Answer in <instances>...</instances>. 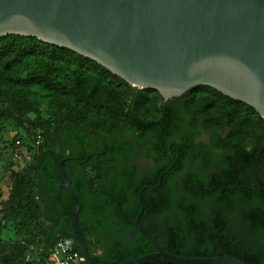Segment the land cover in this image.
Returning a JSON list of instances; mask_svg holds the SVG:
<instances>
[{"label":"trees","instance_id":"1","mask_svg":"<svg viewBox=\"0 0 264 264\" xmlns=\"http://www.w3.org/2000/svg\"><path fill=\"white\" fill-rule=\"evenodd\" d=\"M31 53L80 65L91 62L96 70L123 81L96 61L68 48L34 36H0V61L12 57L19 62ZM26 81L38 83L46 79L28 74ZM56 86L74 93L85 104L103 108L110 115L112 129L106 133L84 129L73 114L67 113L53 130L57 149L39 144L33 162L16 175L15 184H21L22 191L12 195L9 202L19 211L18 198L24 192L25 196L37 198L40 222L45 225L50 247L61 234L72 238L69 212L74 210L75 200L61 186L62 162L79 200V227L86 237L91 225L105 244L104 254L92 256L93 260L122 264L134 255L155 251L145 238L126 235L142 203L139 225L164 250L187 257L229 255L246 264H264V119L253 107L207 85H197L164 102L159 95V101L154 103L157 117L146 119L138 108L145 105L142 94L152 88H131L129 102L122 106L113 99L81 93L75 86ZM197 87L219 94L221 102L217 104L209 96H190L189 92ZM238 106L251 110L261 125L259 131L251 133L249 142L232 140L217 132L207 142L200 140L202 132L196 120L206 123L205 114L213 110L220 124L231 126ZM31 126L45 136L51 123L37 116ZM139 151L152 162L148 172L134 162ZM188 165L193 169H187ZM87 168L101 179L95 191ZM143 186L146 187L139 200L138 192ZM73 246L81 253L74 239ZM87 246L90 249L88 240Z\"/></svg>","mask_w":264,"mask_h":264},{"label":"water","instance_id":"2","mask_svg":"<svg viewBox=\"0 0 264 264\" xmlns=\"http://www.w3.org/2000/svg\"><path fill=\"white\" fill-rule=\"evenodd\" d=\"M6 34L68 48L133 86L158 90L162 102L207 85L264 118V0H0V36ZM59 171L61 186L75 200L69 218L82 264H105L88 250L77 223L79 200L62 162ZM140 206L127 237L138 231L155 251L122 264H246L229 255L164 250L139 225Z\"/></svg>","mask_w":264,"mask_h":264},{"label":"rangeland","instance_id":"3","mask_svg":"<svg viewBox=\"0 0 264 264\" xmlns=\"http://www.w3.org/2000/svg\"><path fill=\"white\" fill-rule=\"evenodd\" d=\"M28 74H35L46 81L30 83L26 81ZM56 85L75 86L81 93L113 99L122 106L128 104L131 88L142 89L125 80L108 77L105 72L96 70L91 62L80 65L62 58L53 60L41 53H31L19 62H14L12 57L0 61V264H51V247L44 231L45 225L40 222L37 198L34 195L25 196L24 192L18 198L21 201L19 211L9 202L12 195L22 191L21 184H15L16 175L33 162L38 145L45 143L57 149L53 130L67 113L73 114L78 125L84 129L96 128L101 133L112 129L110 115L103 108L85 104L74 93L65 92ZM189 94L194 98L209 96L216 103L222 99L219 94L204 87H197ZM159 95L156 89L142 94L145 105L138 108L140 116L146 119L157 117L154 103L159 101ZM37 116L51 123L45 136L31 126V121ZM205 116L206 123L195 122L202 132L200 140L204 142L211 138L213 132L232 140L249 142L251 133L261 129L255 114L243 106H238V114L231 126L220 124V117L213 110ZM16 140L20 144H16ZM134 162L143 172L152 167L151 160L140 151ZM187 169L193 168L188 165ZM86 173L92 178L95 191L101 179L95 178L90 168Z\"/></svg>","mask_w":264,"mask_h":264},{"label":"built area","instance_id":"4","mask_svg":"<svg viewBox=\"0 0 264 264\" xmlns=\"http://www.w3.org/2000/svg\"><path fill=\"white\" fill-rule=\"evenodd\" d=\"M20 144L19 140L15 141ZM84 261L81 253L73 246L72 239L68 237L60 238L50 250L51 264H81Z\"/></svg>","mask_w":264,"mask_h":264},{"label":"flooded vegetation","instance_id":"5","mask_svg":"<svg viewBox=\"0 0 264 264\" xmlns=\"http://www.w3.org/2000/svg\"><path fill=\"white\" fill-rule=\"evenodd\" d=\"M152 163V162H151ZM57 222V221H56ZM92 227H91V225H89L88 227H87V230H89L88 231V234H87V236L85 237V240H86V244H87V240L88 241H90V243H91V246H90V249L88 248V250H89V252H90V254H91V256H102L103 254H104V241H103V238L101 239V237L98 235V234H96V233H94L93 231H92V229H91ZM133 228V227H132ZM131 228V229H132ZM145 230V229H144ZM129 231V230H128ZM82 233H83V230H82ZM84 235V234H83ZM127 236H128V232H127V234H126ZM71 236H72V238H70V239H72V241H73V235L71 234ZM133 237H135V238H140V237H143L138 231L133 235ZM132 237V238H133ZM69 238V237H68ZM144 238V237H143ZM75 240V239H74ZM98 242V244H96V242ZM152 245V244H151ZM153 246V245H152ZM88 247V246H87ZM154 247V246H153ZM99 249V252H96V250H98ZM155 249V248H154ZM152 252H154V251H152ZM149 253H151V252H149ZM147 254V253H146ZM95 261V260H94ZM100 261H102V260H100ZM99 261V262H100ZM96 262H98V261H96Z\"/></svg>","mask_w":264,"mask_h":264}]
</instances>
